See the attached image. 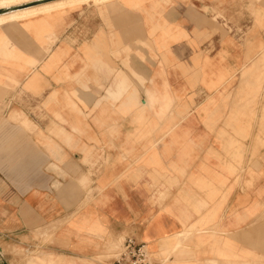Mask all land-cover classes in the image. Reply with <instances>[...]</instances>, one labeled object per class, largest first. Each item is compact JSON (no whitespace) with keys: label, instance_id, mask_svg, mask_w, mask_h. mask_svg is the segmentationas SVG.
<instances>
[{"label":"crops","instance_id":"0c3cea01","mask_svg":"<svg viewBox=\"0 0 264 264\" xmlns=\"http://www.w3.org/2000/svg\"><path fill=\"white\" fill-rule=\"evenodd\" d=\"M93 2L0 25V264H264V0Z\"/></svg>","mask_w":264,"mask_h":264},{"label":"bare ground","instance_id":"6f19581e","mask_svg":"<svg viewBox=\"0 0 264 264\" xmlns=\"http://www.w3.org/2000/svg\"><path fill=\"white\" fill-rule=\"evenodd\" d=\"M38 1L41 0H0V25L9 22L14 23L19 20L31 18L32 16L45 14L62 8L73 7L89 1L105 2L108 0H50L44 3L42 2V4L31 5Z\"/></svg>","mask_w":264,"mask_h":264},{"label":"built area","instance_id":"2783aa9c","mask_svg":"<svg viewBox=\"0 0 264 264\" xmlns=\"http://www.w3.org/2000/svg\"><path fill=\"white\" fill-rule=\"evenodd\" d=\"M112 264H152V262L147 245L133 236H128Z\"/></svg>","mask_w":264,"mask_h":264},{"label":"rangeland","instance_id":"374dc122","mask_svg":"<svg viewBox=\"0 0 264 264\" xmlns=\"http://www.w3.org/2000/svg\"><path fill=\"white\" fill-rule=\"evenodd\" d=\"M121 244H122V240H119L118 242L112 243V246L109 247L108 252L112 254V258H115L116 255L118 254L120 247H121ZM113 245H115V246H113ZM29 256H30V254H29ZM27 257H28V255H27Z\"/></svg>","mask_w":264,"mask_h":264},{"label":"water","instance_id":"95a60500","mask_svg":"<svg viewBox=\"0 0 264 264\" xmlns=\"http://www.w3.org/2000/svg\"><path fill=\"white\" fill-rule=\"evenodd\" d=\"M32 4H33V3H32ZM32 4H31V5H32Z\"/></svg>","mask_w":264,"mask_h":264}]
</instances>
